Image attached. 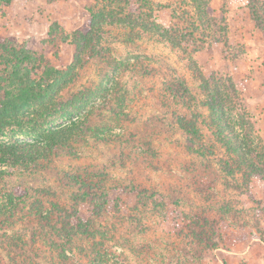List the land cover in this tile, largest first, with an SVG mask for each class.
<instances>
[{"label": "rangeland", "instance_id": "obj_1", "mask_svg": "<svg viewBox=\"0 0 264 264\" xmlns=\"http://www.w3.org/2000/svg\"><path fill=\"white\" fill-rule=\"evenodd\" d=\"M110 1L95 0L87 8L99 14L109 9L106 4ZM150 1L154 8L150 5L149 9H143V13L151 19V23L174 29L169 31L171 36L172 33H192L188 45L182 49L193 62L192 40L200 41L197 45L206 43L203 50L216 44L210 41V37L220 35L218 28L212 29V32L202 28L191 30L189 23L192 18L189 15L192 13L188 3L187 7L174 9V14L171 9L165 8L184 0ZM48 2L58 10L71 8L77 12V0ZM214 5L220 7L221 2ZM185 8L190 10L188 15H185ZM123 9L129 13L136 12L135 16L140 13L136 2L123 6ZM3 10H0V41L14 36L9 33L11 17L5 16ZM214 13L217 16H212V19L218 21L220 13ZM85 16L88 18V12ZM144 16L139 22H148ZM25 18L29 24L31 18ZM131 27L116 25L105 29V33L110 35L107 36V43H103L104 53L98 58L82 56L75 75L70 77L71 83L60 91V98L64 101L76 93L89 92L92 97L111 101L115 92L106 93V90L111 83L121 84L123 91L128 93V106L124 109L127 117L118 126H113L114 122L107 118L108 109L105 108L101 117L95 113L91 122L109 121L113 128L108 126L106 130L124 133L127 142H90L80 148L76 156L63 152L58 157L53 156L51 163L42 162L44 166L33 172L11 170V167L4 166L5 171L16 170L23 174L3 179L0 196L5 197L8 192L19 189L17 193L24 194V202L15 201L16 209L0 216V264H264V182L258 178L247 182L241 181L239 176L237 179L228 178L222 173L219 160L212 156L197 157L184 150L183 136L172 121L166 120L165 106L189 111L173 102L165 104L166 98L170 100L172 96L163 87L164 84L174 86L183 83L191 88L197 80L187 69V62L180 53L172 52L160 40L157 42L152 35L139 31L140 26ZM148 28L160 31L152 26ZM62 31L60 27L52 37L40 38L39 35L46 36V33H38V38L31 37L38 43L30 46L37 58L36 79L40 78L47 65L65 69L72 63L75 47L60 42ZM22 34L17 33L18 43L28 40V37L20 36ZM131 36L140 39L136 42L125 40ZM258 39L257 43H262L259 33ZM181 43L184 45L183 41ZM247 50L250 48L232 45L228 52L232 58ZM214 54L217 57L221 51ZM138 57L140 61L136 71H125L126 67L122 64L136 63L134 60ZM196 66L205 78L215 76L232 81L239 93L235 108L247 117L255 142L264 146V104L256 99L246 102L248 96L257 98L258 92H239L242 87H236L235 82L238 84L240 78L234 74V82L227 73L230 66L223 60L215 67ZM115 73L116 76L113 75ZM247 79L242 80L243 88H247ZM194 96L203 100L201 93ZM197 111L207 114L203 108ZM204 129L202 127V131ZM121 147L126 157L122 168L110 163L114 151ZM105 164L107 172H111L104 185L109 190L102 207L96 209L94 203L97 200L90 197L94 196V190L73 184L67 180L65 173L77 170L86 174L84 167L91 170ZM129 180L154 191L157 195L153 200L164 205V213L153 209L152 199L139 201L136 193L124 189ZM74 195L75 199H72ZM76 201L79 204L73 212ZM53 202L65 210H53ZM79 221L86 231L85 235L70 238L65 246L66 240L60 239L56 232L61 233L68 224L76 229Z\"/></svg>", "mask_w": 264, "mask_h": 264}, {"label": "trees", "instance_id": "obj_2", "mask_svg": "<svg viewBox=\"0 0 264 264\" xmlns=\"http://www.w3.org/2000/svg\"><path fill=\"white\" fill-rule=\"evenodd\" d=\"M12 1L0 0V10L8 7ZM211 1L187 0L186 2L184 0L178 5H167L165 8L171 9L174 14V9L187 7L188 3V8H191L192 13L189 15L192 18L189 23L192 26L191 30L196 31L202 28L211 31L218 28L220 35L210 37V41L226 44L227 27L224 13L218 15V21L212 19V16L217 15L210 7ZM132 2H136L137 9L140 11L136 16L134 15L136 12L129 13L123 9V6H130ZM150 5L154 8L150 0H111L106 4L109 9L102 10L99 14L93 13V10L89 8L87 10L89 16L79 29L72 33L63 31L60 33L61 43L75 47L72 63L65 69L47 65L38 79L35 78L37 58L35 51L30 47L31 44H38L37 41L30 38L23 43H18L15 37L0 41V183L3 179L23 174L16 170L33 172L36 168L43 167V163H51L53 156L58 157L63 152L76 156L78 150L88 146L90 142L104 144L114 140L127 142L124 139V133H112L106 130L108 126L112 127L108 120V122L99 124L91 122L92 116L98 113L101 117V111L105 108L108 109L107 118L114 122L113 126H118L121 120L127 117L124 109L128 106V93L123 91L121 84L111 83L106 90V93L115 92V97L111 101L107 98L92 97L90 92L76 93L66 101L60 98V91L71 83L70 77L75 75L81 57L98 58L101 56L105 51L103 43H107V36L110 35L104 30L116 27V25L132 26L131 29L138 25L140 26L139 31L152 35L157 42L160 40L159 42L170 47L172 52L180 53L187 62V69L197 80L191 88L183 83L174 84L175 87L169 83L164 84L163 87L165 92L167 91L172 96L170 100L166 98L165 104L168 101L173 102L189 111L186 112L185 109L180 111L174 107L165 106L168 115L166 120L172 121L183 136L184 150L197 157L212 156L215 160H219L220 169L228 178L237 179L239 176L244 182L258 178L264 182V146L255 142L248 128L247 117L235 108L239 93L234 84L228 78L217 79L215 76L205 78L195 62L188 58L187 53L182 49L183 46L188 45L189 39L193 36L192 33L179 32L172 33L171 36L169 31L173 32L174 29L161 28L160 25L151 23V19L143 13V9H149ZM247 9L264 45V1L247 0ZM184 12L188 15L190 10L185 8ZM143 16L148 22L145 23L143 20L139 22ZM148 26L160 30V33L152 31ZM58 29L60 26L56 23L51 25L48 37L57 34ZM138 39L140 38H133V36L125 38L129 42H136ZM197 43L199 44L200 41L192 40V54L203 50V44H206L197 45ZM227 49L230 50V47ZM134 61L136 63L122 64L126 67L125 71H130V73L136 71L138 61H140L139 57ZM196 93H201L203 100H197L194 96ZM200 108L206 109L207 114H200L197 111ZM202 127L205 131H202ZM114 152L110 163L112 166L124 167L126 157L123 147ZM106 165L104 167L95 166L91 170L84 167L83 171L87 172L86 174L76 172L77 170L65 173L67 180L73 184L94 190V196H87L97 200L94 203L96 209L102 207L109 190L108 186L106 188L104 186L111 173L107 172ZM4 166L16 170L5 171ZM124 189L136 193L139 201L153 200L157 195L154 191L132 180L128 181ZM14 192H8L5 197L0 196V216L13 212L16 209L15 201L24 202V194L18 195L19 189H15ZM2 199L5 201L1 202ZM72 199H75V195ZM77 204L79 202L76 201L72 208L73 212ZM39 206L42 208L41 204ZM59 206L56 202L52 203L53 210H65ZM153 209L161 214L164 213V205H159L154 200ZM78 223L76 229L70 227L69 224L66 225L61 231L63 235L56 232L60 239L66 240L65 246L70 238L85 235L86 231L82 228L81 221Z\"/></svg>", "mask_w": 264, "mask_h": 264}, {"label": "crops", "instance_id": "obj_3", "mask_svg": "<svg viewBox=\"0 0 264 264\" xmlns=\"http://www.w3.org/2000/svg\"><path fill=\"white\" fill-rule=\"evenodd\" d=\"M95 0H77V12H73L71 8H65V11L56 9L54 5L50 6L48 0H13L8 7L4 8V15H9L10 26L9 33H12L15 38H18L17 33H30V35H20L33 38L48 37L51 25L56 23L65 33H71L79 29L86 18L87 6L94 3ZM264 1V0H261ZM217 2L221 6L214 5ZM225 6V7H223ZM211 9L217 13H226L227 22V39L226 44L216 43L211 47H206L204 50L193 55V59L198 66L201 64L215 67L216 63L221 60L225 61L230 66L227 73L230 76H238L240 82L236 87L240 86L239 92H250L256 90L258 97L248 96L246 102L261 101L264 104V45L257 43L258 33L251 21L249 11L247 9V0H212L210 3ZM228 10V11H226ZM81 14V17L79 16ZM2 15V14H1ZM4 16V17H5ZM26 16L31 18L28 24ZM38 33H46V36ZM256 42V43H255ZM259 42V41H258ZM257 44V45H256ZM232 45L240 46L241 48H250L246 53L238 56L236 59L231 58L227 47ZM215 51H221V55L214 54ZM247 71H246V70ZM252 74L247 79V76ZM243 74V75H241ZM248 80L247 88H243L242 80ZM240 84V85H239Z\"/></svg>", "mask_w": 264, "mask_h": 264}]
</instances>
